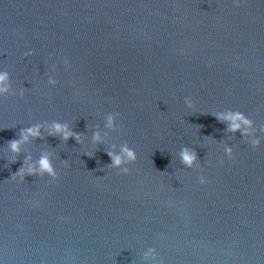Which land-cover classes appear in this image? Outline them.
<instances>
[{
  "label": "water",
  "instance_id": "water-1",
  "mask_svg": "<svg viewBox=\"0 0 264 264\" xmlns=\"http://www.w3.org/2000/svg\"><path fill=\"white\" fill-rule=\"evenodd\" d=\"M4 70V264H146L150 247L161 264H264V136L253 150L213 115L264 127V0H0ZM53 121L84 143L45 135L9 163L21 128ZM96 129L107 138L93 146ZM122 143L136 153L126 175L106 154ZM43 152L56 180L11 179Z\"/></svg>",
  "mask_w": 264,
  "mask_h": 264
},
{
  "label": "clouds",
  "instance_id": "clouds-1",
  "mask_svg": "<svg viewBox=\"0 0 264 264\" xmlns=\"http://www.w3.org/2000/svg\"><path fill=\"white\" fill-rule=\"evenodd\" d=\"M27 55H31L28 53ZM65 68H67V62H65ZM49 85L55 86L57 81L49 78ZM12 94V83L8 71H0V98ZM22 95V93H21ZM185 104L189 109L192 108V104L187 99ZM215 118L221 122L227 124V130L231 133L237 131L240 132L243 140L249 143L253 150L257 149L261 144V139L258 136H264V127H257L254 125L253 120L249 119L244 113L240 111H223L213 114ZM116 115L108 114L104 119V128L110 132L116 128ZM46 136L58 137L62 142L66 143L69 139H73L77 144L84 143V136L73 131L68 123H61L53 121L51 123H36L30 127L21 128L18 133V139L10 141L7 145L8 160L10 164L17 162V157L21 153L24 146L29 145L36 140H42ZM107 138V132L102 133L96 129L91 135V144L97 146L104 144ZM224 154L231 158L233 149L227 145L224 146ZM110 158V165L108 167L112 169H118L123 174H128L129 168L126 165L132 164L136 161V153L131 149L127 143H122L118 147L116 144L110 146V150L106 152ZM89 157L91 153H85ZM181 164L186 169H193L199 167L197 154L193 149L188 147H182L178 153ZM53 157L49 152H43L39 159L33 161L31 157L24 159L22 166L19 168L17 173L12 176L13 180L24 181L26 176H47L52 180L58 178V173L52 163ZM199 183L203 185L205 180L203 177L200 178ZM143 259L146 264H161L158 260V254L154 248H148L143 254ZM0 264H4V261L0 259Z\"/></svg>",
  "mask_w": 264,
  "mask_h": 264
}]
</instances>
